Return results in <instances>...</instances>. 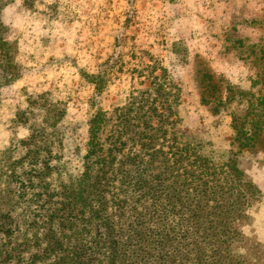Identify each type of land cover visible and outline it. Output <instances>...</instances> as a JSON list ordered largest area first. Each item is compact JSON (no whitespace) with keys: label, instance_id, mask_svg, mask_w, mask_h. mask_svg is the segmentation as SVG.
Masks as SVG:
<instances>
[{"label":"rangeland","instance_id":"1","mask_svg":"<svg viewBox=\"0 0 264 264\" xmlns=\"http://www.w3.org/2000/svg\"><path fill=\"white\" fill-rule=\"evenodd\" d=\"M0 23V264H204L191 237L161 230L159 178L143 171L137 186L121 164L158 157L169 137L115 143L131 95L163 74L180 89L175 128L219 175L235 158L262 193L213 264H264V0H12ZM97 111L100 160L87 155ZM245 122L255 139L242 148Z\"/></svg>","mask_w":264,"mask_h":264},{"label":"trees","instance_id":"2","mask_svg":"<svg viewBox=\"0 0 264 264\" xmlns=\"http://www.w3.org/2000/svg\"><path fill=\"white\" fill-rule=\"evenodd\" d=\"M11 1L0 0V7ZM3 27V23H0V31H3ZM0 41V47L7 44L1 36ZM3 69L6 74L4 78H12L11 65L6 63ZM92 77L94 82H98V75ZM151 82L153 86L139 90L137 94L133 93L128 105L123 108L125 112L119 117V125L123 122L125 131L117 130L119 134L115 143L120 139L119 143L124 144L121 134L129 130L139 139L144 138L143 145H151L160 138L158 134L161 132L165 139L169 137L167 151L160 150L158 157L151 155L154 156L152 160H144L135 154L120 160L121 164L129 163L139 172L135 181L137 186L143 185L141 183L144 180L145 183L148 181L143 171L147 174L150 172L153 180L159 178L161 190L155 195L153 205L156 208L153 213L159 212L158 215L162 216L161 230L166 233L173 232L174 235L181 234L186 239L191 237V244L194 245L191 248L200 258L199 262L223 263L239 234L235 222L255 202L261 200V190L245 177L235 158H231L221 167L222 175H219V168L211 164V160L199 152L196 145L192 147L191 140L175 128L177 119L174 116L179 104V87L168 80L165 74L161 78L154 76ZM258 98L263 101V97ZM39 101L37 98V102ZM54 107L49 109L53 110V116L48 117L50 126L55 125L56 117L60 113L58 104ZM134 118L142 120L138 119V123H135ZM155 120L157 124H154ZM104 122L103 111H97L89 121L88 158H101L99 151L104 149V143L101 142ZM245 124L246 122L240 126L235 123L233 126L239 136L235 141L242 148L249 146L255 139V135H249ZM259 125V121L254 123L255 128ZM137 126L141 130L135 129ZM39 134L42 138L46 133L39 130ZM155 168L159 169L161 175L154 177Z\"/></svg>","mask_w":264,"mask_h":264}]
</instances>
